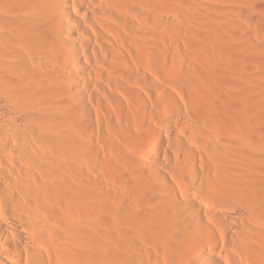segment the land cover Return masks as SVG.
I'll list each match as a JSON object with an SVG mask.
<instances>
[{"label":"bare ground","instance_id":"1","mask_svg":"<svg viewBox=\"0 0 264 264\" xmlns=\"http://www.w3.org/2000/svg\"><path fill=\"white\" fill-rule=\"evenodd\" d=\"M185 3L227 89L176 0H0V264H264V0Z\"/></svg>","mask_w":264,"mask_h":264},{"label":"rangeland","instance_id":"2","mask_svg":"<svg viewBox=\"0 0 264 264\" xmlns=\"http://www.w3.org/2000/svg\"><path fill=\"white\" fill-rule=\"evenodd\" d=\"M176 1H178L179 4L177 5L176 8L173 6L175 9H173V12H171L169 15L170 19L172 20L171 23H174L173 26L175 27V29L172 28V30L174 29L175 32L174 31L171 32L170 30H168V32L170 31V33H168L166 35L167 40H170V41H168L169 42L168 44H170V46H176V44L174 42L172 43L171 41H175L177 43V47H179V49H178L179 51L178 50L177 51L180 55V56L179 55L177 56V53H176V56L180 57V58L175 59V61H176V63L181 65V66L178 65V67L181 70V73H180V77H177V76H179V75H177L172 79V87L173 86L175 88L177 87L176 89H227L226 86L228 85L227 81H228L229 75H228V72H224V74H223L222 71H225L224 70L225 68H223L221 66V63L217 62V60H212V61L210 60V62L209 61L204 62L201 60L200 52H199V50H200L199 44L200 43L198 41L199 39L197 36V30H196L197 29V20H196L195 16H193V15L188 16L189 13L188 12L186 13V8H184L182 5L183 3H185V1H187V2L189 1V3H191V2H194L195 0H185V1L184 0H176ZM171 9H172V7H171ZM183 12H184V14H183ZM190 21H192L194 27L192 26V23ZM177 25H179V26H177ZM178 28H179V30H177ZM173 32L175 33L176 37L174 36ZM169 35H171V36H169ZM173 36L175 37V40H174ZM168 37H169V39H168ZM220 47H222V51L226 50L225 52H223L225 54L227 52L225 45L220 44ZM203 63L204 64L206 63V65H204V66H208V67L205 68L203 66ZM190 65H191V67H190ZM198 69H199V71H197ZM201 69L202 70L204 69V70L202 71ZM206 69H208V70H206ZM200 70L202 72H200ZM204 72H207V73L205 74ZM220 72H222V73H220ZM185 73H186V75H185ZM188 73H190V75ZM225 73H227V74H225ZM187 74H188V76H187ZM195 74L196 75L199 74L198 77ZM196 77H197V80L194 79ZM207 80H209V81H207ZM225 84H227V85H225ZM175 88H173V89H175Z\"/></svg>","mask_w":264,"mask_h":264}]
</instances>
